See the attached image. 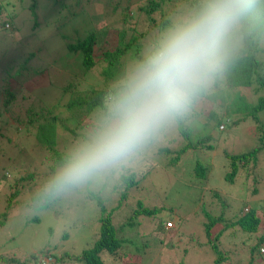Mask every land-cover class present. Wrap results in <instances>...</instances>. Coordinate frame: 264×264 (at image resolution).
Returning a JSON list of instances; mask_svg holds the SVG:
<instances>
[{"label": "trees", "instance_id": "16d2710c", "mask_svg": "<svg viewBox=\"0 0 264 264\" xmlns=\"http://www.w3.org/2000/svg\"><path fill=\"white\" fill-rule=\"evenodd\" d=\"M17 1L23 2L21 0ZM29 1V7L33 10L36 0ZM46 1L50 3V9L58 7V10L61 8L62 11H67V2L74 0ZM167 3L173 8H179L165 13L168 7ZM200 3L201 0H147V6L142 9L146 21L142 22L148 24L151 30L160 34L162 32L167 33L168 29L175 26L169 21L170 14L172 16L184 15ZM9 4H11L10 1ZM9 4L7 0H0L1 29L7 23V20L3 19V15L6 14L8 7L6 11H3V9L5 5ZM162 4L164 5L163 11ZM116 7L113 6L111 11L116 12ZM119 12L123 20L128 18L125 8L119 10ZM32 13L34 14V12ZM71 14L70 18L79 15L74 12H70ZM63 21L55 26L65 25ZM89 24L88 22L85 25L87 29ZM41 26L47 27L49 23L39 24L34 20L32 29ZM137 28L135 25L130 28L131 34L128 38L125 37L124 30L113 32L112 42L109 45L111 47H107L108 42L105 35L100 43L101 47L98 48H96L98 43L95 41L96 30H88L86 35L81 38L77 37L74 42H67V34L60 32V38L63 41L64 49L70 55L69 58L75 56L79 61L77 67L81 69V76L90 75L91 70L98 68L95 77L99 79L101 86L81 87L68 80L59 86V93L54 102L42 106L28 105L25 108L27 109L25 111L26 119L14 111L15 108L21 110L18 104L24 98L21 96L17 98L18 93L15 94L10 87V83L12 79H15L16 86L20 87L21 72L27 75L42 73V71L37 72V70L29 69L26 66L27 60L33 56V52L21 56L20 64L15 68L14 74L12 68L2 71L0 65V122L4 121L5 124L2 127L8 132H13L10 127H16L15 125H8V119L4 118L3 113L6 111L13 123L22 125L20 130H15L16 135L29 134L36 141V145L42 149L41 151L46 153V158L51 162L41 174L23 172L14 179V182H9L5 192L1 194L3 197L1 203L2 205L4 203V209L0 212V227L7 221L11 206L15 205L17 197L21 194L25 197L26 207L36 205L39 208H51L57 200L53 191V180L57 176L58 168L64 166L68 157L56 148L58 116L66 114V121L69 124H75V130L60 124L61 130L71 135L72 141L77 138L84 141L89 139L87 136L79 135L77 130L84 129L92 133L94 128L107 116L109 107L112 104L111 98H116L122 88L123 83L119 81L121 79L123 82L126 80V61L139 64L145 60V57L142 56L140 43L144 33L136 32ZM133 33L137 34L133 35ZM38 50H41V48H38ZM64 68L66 69V67ZM220 72L225 86L218 72L212 82V92L207 94L203 90L193 100L189 108L177 117L173 123L178 133L185 139L188 136V128L184 127L183 124L190 121L198 122L200 118L203 119V122H201L202 124L198 123L202 127L212 122L216 128L219 126L220 130L225 127L232 130L241 122L252 120L254 128L250 132L253 138L251 149L238 154L222 151L226 161L222 179L228 184H232L238 178L241 179L243 192L252 201L242 203L240 206L237 205L233 209L232 203L230 204L225 197L223 199L217 192L212 191L211 199L216 200L213 206L216 208L206 206L208 211L200 208L199 215L202 214L203 217V220L201 219V230L204 242H200L195 247H203L211 251L213 255L211 264H264V199L254 202L255 197L261 199L262 195L264 196V168L262 167V161L264 160V124L259 119L261 116L264 117V0H256L252 9L241 20L231 38L228 57ZM49 84L52 85L53 83L49 81ZM230 88L236 90L238 88V94L242 92L247 94L252 90L255 101L249 103L243 97L237 96L231 100L228 107H225V91ZM205 107L208 112L206 116H203L202 113ZM213 107L214 111H212ZM217 110L220 113H217ZM197 118L199 119L197 120ZM173 123L170 125L174 126ZM159 133L148 145L156 143L155 140L160 144ZM203 137L197 138L194 143L187 142L178 150L171 151L158 145L152 152L155 156L163 159L162 161L166 163L167 167L175 166L187 149L202 148L204 142L207 139L210 140V134ZM212 147L207 146L208 149H212ZM146 149L147 146L143 150L146 152ZM197 151L205 153L212 150ZM209 165L210 160L202 161L195 157V164L189 176L192 178L190 183L194 179L198 181L203 179V182H206L205 178L209 173V167L213 164ZM151 167L152 165H149L148 169ZM136 178H138L137 173L133 172L132 169H126L124 173L119 174L113 185V190L120 191L119 200L110 209L106 208L105 202L97 193L88 192L86 194L85 197L93 201V204L100 211L97 219L98 231L88 248L83 249L79 254L65 252L55 254L50 253L49 249L45 247L42 253L39 255L30 254L24 259V262H28L27 264H149L150 257H145V255L165 240L167 232L172 229L166 228L165 223L167 222V225L170 226L168 221L172 220L169 215L176 213L178 207L166 206L168 214L163 215L161 207L152 204L147 206L142 200L138 199L132 205L130 204L131 208L127 212L124 222L117 221L118 226L115 227L112 216L135 191L139 182ZM3 179H6L4 173L1 175L0 181ZM3 185L4 182H0V188ZM260 189H262L261 192ZM30 221L36 222L37 218L33 217ZM141 224H143L144 231H140L141 236L134 234L138 233L137 231L129 233L134 229H140ZM260 230L262 232L258 234ZM126 231H128L127 236L125 235ZM62 237H67L66 232L63 233ZM128 237L135 239L131 240ZM138 237L139 240H137ZM233 237L236 239L242 238L239 239V244L245 246V249L239 254H235L232 249L223 243L225 238ZM245 238L250 239V242L245 244ZM164 245H167V241ZM164 249L160 250L157 262H160V258L163 256L162 252L165 253ZM46 258L47 261L51 262L43 263ZM0 262L2 264H19L18 261L9 258L0 259Z\"/></svg>", "mask_w": 264, "mask_h": 264}, {"label": "rangeland", "instance_id": "374dc122", "mask_svg": "<svg viewBox=\"0 0 264 264\" xmlns=\"http://www.w3.org/2000/svg\"><path fill=\"white\" fill-rule=\"evenodd\" d=\"M7 1L8 4L9 1L11 2V4L5 5L3 9V11H6L8 7L6 14L3 15V19L7 20V23H5L6 26L4 25L3 29L0 28L1 70L12 68L14 74L15 68L20 64L21 56L33 52V56L27 60L26 66L29 69L37 70V72L42 71L37 75H27L21 72L20 87L16 86L15 79L11 80L10 87L15 94L18 93L17 98L20 96L24 98L18 104L21 110L15 108L14 111L16 114L22 115L21 117L24 119L27 118L25 113L27 109L25 108L28 105L42 106L54 102L59 93V86L68 80L81 87L101 86L99 79L95 77L98 68L91 70L90 75L81 76V69L77 67L79 61L75 56L69 58L70 55L64 49L63 41L60 38V32L67 34V42H74L77 37L81 38L86 35L88 30H96L95 41L98 43L96 48L101 47L100 43L105 35L108 42L107 47H111L109 45L112 42L113 32L124 30L125 37L128 38L131 34L130 28L135 25L138 27L136 32L144 33L140 43L142 56L145 58L151 54L158 41L166 34L151 30L148 24L142 22L146 21L142 9L147 6V0H74L67 2V11H62L61 8L58 10V7L50 9L49 6L51 7V5L46 0H36L33 10L29 7V0H21L23 2L17 0ZM113 6L116 7V12L111 11ZM167 6L165 13L179 8H173L169 3H167ZM124 8L128 18L123 20L119 10ZM161 8L163 11V4ZM70 12L79 15L70 18L72 16ZM181 16L183 15L172 16L170 14L168 18L170 23L175 25ZM34 20L39 24L49 23V26L32 29ZM61 21L65 25L56 27L55 25ZM88 22L90 24L87 29L85 25ZM136 34L133 33V35ZM38 48H41V50H38ZM126 63L125 77L127 78L132 69L138 64L128 60ZM219 75L225 86L221 72H219ZM49 81L53 84L50 85ZM119 82L123 83V80L121 79ZM212 90L211 83L205 91L209 94ZM237 90L239 91L238 88ZM237 90L230 88L225 91V107H228L231 100L237 96L243 97L249 103L255 101L252 90L247 94L245 92L238 94ZM114 100L115 98H111V103ZM212 111H214V107ZM207 112L208 110L205 107L202 115L206 116ZM216 112L220 113L219 110ZM3 113L4 118L8 119V125H15L16 127H14L15 129L10 127L13 132H8L2 127L5 125L4 121L0 122V150H2L0 151V177L3 173L6 176V179L0 181L4 182L3 187L0 188V212L4 209V203L3 205L1 203L3 200L1 194L5 192L9 182H14V179L23 172L41 174L51 164L45 156L46 153L41 151L42 149L36 145V141L29 134L16 135L15 130H20L22 125L13 123L6 111ZM259 119L264 124V117L261 116ZM202 120L200 118L198 122L201 123ZM226 121L228 120L226 119ZM198 122L190 121L183 124L184 127L188 128V136L185 139L178 133L174 123V126H166L159 133L160 144L155 140L157 144L147 145L146 152L141 150L126 162L92 177L82 184L55 192L57 200L51 208H39L36 205L26 207L25 197L23 194L19 195L15 205L11 206L7 221L0 227V259L9 258L18 261L19 264H27L28 262H24L25 258L30 254L39 255L45 247L49 249L50 253L55 254L64 252L79 254L83 249L88 248L98 231L97 219L100 211L93 204V201L85 197L86 194L88 192L97 193L105 202L106 208L110 209L119 200L120 196V191L113 190L116 178L121 172L124 173L126 169H132L133 172L137 173L138 178L136 180H139V182L132 195L124 201V204H121L119 210L112 216L115 227L118 226L117 221L124 222L131 205L138 199L142 200L147 206L152 204L161 207L163 215L168 214L166 206L178 207L176 213L169 215L172 220L168 221L170 226L167 225V222L165 223L166 228H172L167 232L165 240L145 255V257H150L149 264H211L213 257L211 251L207 248L195 247L200 242H204L201 230V219L203 220V217L202 214L199 215V211L200 208L208 211L206 206L216 208L213 207L216 200L211 199L212 191L217 192L221 198L225 197L230 204L232 203L233 209L237 205L240 206L242 203L252 201L244 194L241 179H236L232 184H228L222 179V172L226 165L222 151L238 154L250 150L253 144L250 132L254 126L253 121L248 120L247 122H241L232 130L227 129V127L220 130L219 126L216 128L212 122L205 127H202V123L199 124ZM60 124L74 130L75 124H69L66 121V114L58 116L56 148L69 156L85 141L80 138L72 141L71 135L61 130ZM77 132L79 135L89 138L92 134L84 129H78ZM209 134L210 140L207 139L202 148L187 149L175 166L167 167L166 163L162 161L163 159L155 156L152 152L158 145L171 151L178 150L187 142L194 143L197 138H204L203 136ZM207 146L213 147L208 149ZM197 150L212 151L199 153ZM195 157L202 161L210 160L209 166L213 164L209 167V173L205 178L206 182H203V179L199 181L194 179L190 183L192 178L189 176L195 164ZM149 165H152L150 169H148ZM262 167L264 168V160L262 161ZM60 170L61 168H58L57 174ZM261 191L262 189H260ZM263 199V195L261 199L255 197L254 202ZM33 217L37 218L36 222L30 221ZM142 227L143 224L140 225V229H134L129 233L137 231L138 233L134 234L141 236L140 231L144 232ZM64 232L67 234L66 238L62 237ZM261 232L262 230L258 234ZM125 235H128V231ZM238 235L240 236V234ZM239 239L242 238H225L223 243L232 249L235 254H239L245 249V246H240ZM137 240H139V237ZM166 241L167 245L165 246ZM249 242L250 239H244L245 244ZM163 248H165V253L162 252L163 256L160 258V262H157L159 252ZM50 262L47 261V258L43 260V263ZM0 264L2 263L0 262Z\"/></svg>", "mask_w": 264, "mask_h": 264}, {"label": "clouds", "instance_id": "9594fccd", "mask_svg": "<svg viewBox=\"0 0 264 264\" xmlns=\"http://www.w3.org/2000/svg\"><path fill=\"white\" fill-rule=\"evenodd\" d=\"M256 0H201L180 17L123 82L108 114L66 159L59 192L135 156L213 82L231 38Z\"/></svg>", "mask_w": 264, "mask_h": 264}]
</instances>
